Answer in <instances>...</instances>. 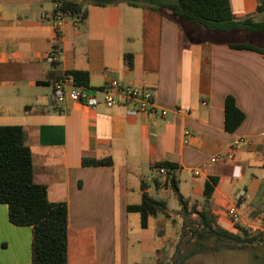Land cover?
<instances>
[{"label":"crops","instance_id":"0c3cea01","mask_svg":"<svg viewBox=\"0 0 264 264\" xmlns=\"http://www.w3.org/2000/svg\"><path fill=\"white\" fill-rule=\"evenodd\" d=\"M229 1L236 21L264 20V11L258 12L264 0ZM54 10V0H0V126L23 128L37 182L47 187L51 203L67 206L68 264H130L135 234H144L139 243L154 254V264L158 251L173 249L177 238L170 236V222L183 221L167 178L155 169L163 162L175 166L174 178L190 207L209 211L231 234L245 230L257 238L248 252L253 264H264V55L213 39L244 29L211 33L168 10L119 4L89 6L83 22L66 19L58 33ZM205 32L211 37L204 38ZM55 50L63 52L62 59L47 62ZM75 71L88 73L96 109L52 100L54 83ZM111 81L150 90L169 115L161 118L158 110L130 116L127 106L107 105L101 89ZM227 96L245 115L235 133L225 130ZM106 159L111 165L84 164ZM235 165L241 167L238 179ZM213 179L206 201L205 184ZM142 183L150 196L154 185L157 196L172 193L177 202L170 208L166 201L171 217H152L147 229L139 214L128 212L142 201ZM241 190L246 197L238 202ZM231 207L240 214L238 226L229 217ZM32 238V227L12 225L8 206L0 204V264H32Z\"/></svg>","mask_w":264,"mask_h":264},{"label":"trees","instance_id":"16d2710c","mask_svg":"<svg viewBox=\"0 0 264 264\" xmlns=\"http://www.w3.org/2000/svg\"><path fill=\"white\" fill-rule=\"evenodd\" d=\"M59 9L74 20L87 18L88 7H108L126 4L133 8H149L161 13L168 10L173 18L197 25L211 33H227L244 29L251 34L264 35V20L255 22L251 18L242 21L234 19L229 0H54ZM264 11V1L258 12ZM235 50L253 51L264 55V49L251 44H230ZM131 65V58L127 57ZM75 83L88 87L89 75L86 72L70 73ZM245 120L244 113L237 107L234 97L225 98V130L235 133ZM110 159L84 161L92 166L111 165ZM160 169H175L170 163H158ZM156 188L161 186L159 179L154 180ZM216 180L205 184L206 201L210 200ZM170 185L181 207L177 215L182 219L184 233L189 231L191 237L187 242V251L179 258V264H185L189 258L201 254L207 249V242L214 240L209 250L217 252L221 248L228 250L249 248L257 238L245 230L243 235L231 234L217 226L214 216L206 210L198 211L197 206L189 203L180 194L176 178L166 180ZM142 201L138 205L128 207V212L137 213L141 217L142 229H147L149 219L163 216L170 218L167 202L150 196L142 183ZM0 204L8 206L9 222L14 226L32 227V264H68V211L65 203H51L48 199L47 187L39 184L33 171L32 154L24 144L23 128L19 126H0ZM198 219L193 220L192 215ZM163 250L157 252L155 264H168ZM162 255V256H161ZM173 264H176L173 262ZM178 264V263H177Z\"/></svg>","mask_w":264,"mask_h":264},{"label":"built area","instance_id":"2783aa9c","mask_svg":"<svg viewBox=\"0 0 264 264\" xmlns=\"http://www.w3.org/2000/svg\"><path fill=\"white\" fill-rule=\"evenodd\" d=\"M70 15L66 12H63L59 9V5L55 2V10L52 15V20L55 22L56 31L59 33L60 29L66 19H69ZM82 20H75V24L81 23ZM63 57V52L60 50H55L49 53L47 56V62L49 63H58ZM101 92L104 94V101L107 105L114 106H127L129 107L128 115L136 116L140 113H156L159 110V116L161 118H167L169 115L168 110L159 109L153 97V94L150 90L140 89L133 86L121 85L117 81H111L106 84ZM52 100L58 104H64L67 101H73L81 103L92 109L98 107L99 101L96 96L91 92V90L86 86H79L75 83L74 77L70 74H67L63 79L54 83ZM175 113H188V111L175 110ZM186 136H189V133L186 132ZM228 157L232 159V154H228ZM218 157L211 159V162H217ZM176 169H160L159 173L161 176L166 178L174 177ZM196 176L199 175L198 171H195ZM241 176V167L233 166V177L239 178ZM246 197V191L241 190L238 192L236 200L241 202ZM229 217L232 223L235 226H238L241 220L240 214L236 207H231L229 209Z\"/></svg>","mask_w":264,"mask_h":264},{"label":"rangeland","instance_id":"374dc122","mask_svg":"<svg viewBox=\"0 0 264 264\" xmlns=\"http://www.w3.org/2000/svg\"><path fill=\"white\" fill-rule=\"evenodd\" d=\"M262 19H257V21H261ZM204 38L211 37L208 32H205ZM221 38L223 40H227L230 42L236 43H249L257 47L264 48V40H260L256 34L248 33L246 30H240L239 33H228V34H218V36L214 37L213 39ZM264 172V170H263ZM189 175V173H187ZM135 176L136 174L132 172L130 174V187L134 190L135 188ZM154 176V175H153ZM152 175L151 172L144 171V178L151 179ZM151 196L156 199L163 198L165 201L169 203L170 208L176 206V200L174 195L171 193V197L168 195L157 196L155 191L154 185L151 188ZM171 231L170 236L171 238L176 239V245H172L173 249H170L168 253H165L166 248L163 249V256L166 258L168 264H179V258L183 254V252L189 251L187 249V242L189 241L191 234L189 231L184 233L182 224L179 226L175 221H171ZM155 227V225H154ZM145 233V236L150 235V232H142ZM144 234H135L131 237V245H130V264H154V254L148 250H143L139 241L142 239ZM207 249L205 252L201 254H197L192 256L187 260L185 264H253V254H249L248 251L253 252V244L247 250H226L225 248H221L219 251L212 252L209 250L210 247L214 246V240L207 242ZM168 247V246H167ZM248 252V253H247ZM252 255V257H250ZM162 256V255H161Z\"/></svg>","mask_w":264,"mask_h":264}]
</instances>
